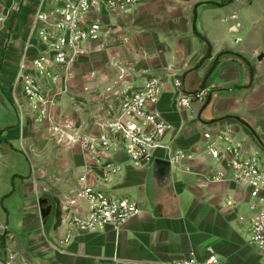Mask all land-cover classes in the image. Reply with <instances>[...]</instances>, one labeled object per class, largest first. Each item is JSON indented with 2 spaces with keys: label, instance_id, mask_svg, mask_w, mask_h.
I'll list each match as a JSON object with an SVG mask.
<instances>
[{
  "label": "crops",
  "instance_id": "1",
  "mask_svg": "<svg viewBox=\"0 0 264 264\" xmlns=\"http://www.w3.org/2000/svg\"><path fill=\"white\" fill-rule=\"evenodd\" d=\"M38 2L2 0L0 12L2 264L170 263L191 251L199 260L214 253L219 264H264V255L250 243L254 200L233 182L211 180L218 172H231L204 153L202 135L203 126L228 128L236 137L241 131L245 139L264 146L247 120L264 116V59L257 60L262 51L252 43L264 22V0H149L126 13L95 12L103 39L87 46L74 69L83 60L114 58L122 70L131 71L123 81L121 70L112 78L103 63L85 68L83 75L73 70L70 110L80 111L81 117L74 118L69 110L70 119L93 124L100 108L117 107L125 94L158 77L163 94L150 109L170 125L164 143L195 154L193 161L179 166L166 161L163 150L155 153L152 164L141 166L112 157L121 171L109 180L102 164L79 143L67 140L46 151L26 148L28 118L21 109L26 101L18 76L22 63L30 67L41 51L32 30ZM107 28L116 39L124 38L112 55L101 52L109 39ZM173 72L183 80L181 91L174 87ZM201 91L204 97L191 109H176L180 93ZM82 177L94 190L135 201L139 215L120 231L110 226L102 233L79 232L71 217L86 216L88 204L82 199L77 207L70 205L69 193ZM230 199L234 207L226 204ZM42 200L52 207L47 218L41 215ZM68 234L72 239L66 244Z\"/></svg>",
  "mask_w": 264,
  "mask_h": 264
},
{
  "label": "built area",
  "instance_id": "2",
  "mask_svg": "<svg viewBox=\"0 0 264 264\" xmlns=\"http://www.w3.org/2000/svg\"><path fill=\"white\" fill-rule=\"evenodd\" d=\"M149 0H39L32 19V30L41 43L40 53L30 67L22 63L18 80L22 89L38 105L52 104L45 93L66 91L72 79V69L86 53L90 43L103 39V25L94 19L95 12H128ZM174 87L181 91L183 80L178 73H171ZM60 88V89H59ZM163 94L158 77L148 78L131 94H125L117 107L107 106L97 112L93 124L85 130H76L68 139L81 144L97 163L108 180L120 173V166L112 157H126L131 164H152L155 153L165 152V160L173 166L193 161L195 154L166 145L164 139L170 130L162 115L150 109ZM204 97V92L191 95L180 93L175 105L178 111L189 110L194 101ZM45 113V112H43ZM94 128V130H90ZM204 153L231 172H218L213 182H233L249 191L254 203L252 237L250 243L264 255V146L258 142L244 141L228 128H209L203 133ZM102 158H105L102 161ZM107 158V159H106ZM70 205L78 206L79 200L88 204V213L71 217L72 227L82 233H102L112 226L120 231L140 213L138 204L130 198H116L86 184L79 179L69 193ZM65 198L68 199V196ZM226 204L234 207L235 202ZM72 235L68 234V244ZM1 264V263H0ZM148 264H219L214 253L199 260L195 252L178 262Z\"/></svg>",
  "mask_w": 264,
  "mask_h": 264
},
{
  "label": "rangeland",
  "instance_id": "3",
  "mask_svg": "<svg viewBox=\"0 0 264 264\" xmlns=\"http://www.w3.org/2000/svg\"><path fill=\"white\" fill-rule=\"evenodd\" d=\"M2 11V0H0V12ZM105 30L106 37H109L108 42L105 43L104 50L102 49L101 52H106L108 55H112L113 52L116 50L117 47L121 46L120 41L124 38H117L114 36L113 32L107 28ZM242 33H246V30H243ZM255 39L252 43H256V45L259 47V50L261 49L262 53H264V22L260 25V28H257L254 33ZM125 41V40H124ZM38 44L41 45L39 39ZM112 53V54H111ZM263 61V60H262ZM258 62V61H257ZM98 63H103L100 60H83L81 63L75 68L73 67L72 71H77L78 74L85 71V68L93 67L94 69H97ZM78 64V63H76ZM109 64V66H108ZM103 67L108 70L112 71L110 74V77L113 78L115 75V71L118 70L122 72L121 75L125 76L123 79H128V73L131 71L130 67H122L117 63V61L112 58L105 60L103 63ZM112 78L110 80H112ZM122 78V77H121ZM120 81V79H119ZM69 89L66 91H50L45 93L46 99L50 101L52 104H48L47 106L38 105L32 102V99L26 95L24 91H22V95L24 97V100L26 101V106L21 107L22 112H24L26 117L28 118L26 121V129H27V136L29 137V140L27 141L26 148L28 150H32L34 148L43 147L44 151L49 149H56V147H61L63 143H65L67 140L68 142H71L68 139V135L73 134L76 132V130H85L89 125H84V119H70L71 116H77V118H80L81 115L76 111H71L70 109L72 107L69 100L72 98V95H70V84ZM60 89V88H59ZM132 91V89H130ZM63 97V98H62ZM79 106V104L77 103ZM17 109L20 111L21 109L17 107ZM73 109V108H72ZM71 116L69 115L70 111ZM60 111V112H59ZM69 111V112H68ZM45 112V113H43ZM59 112V113H58ZM69 117V119L67 118ZM250 124L256 129L258 133V137L264 142V116L261 115L259 119H247ZM90 122V121H88ZM211 128L210 126L202 127V135L206 129ZM38 137V138H36ZM239 140L244 141H251V139H245L242 136V132L239 131L238 135L236 137ZM121 163V162H120ZM130 162H125L123 164H129ZM1 238V236H0ZM3 260L0 255V263L2 264Z\"/></svg>",
  "mask_w": 264,
  "mask_h": 264
},
{
  "label": "water",
  "instance_id": "4",
  "mask_svg": "<svg viewBox=\"0 0 264 264\" xmlns=\"http://www.w3.org/2000/svg\"><path fill=\"white\" fill-rule=\"evenodd\" d=\"M264 59V53L260 54L257 58L259 62H261ZM129 160L126 157H121V163L128 162ZM161 164L169 166V163L161 162ZM40 205L42 206L41 209V215L43 218H47L52 211V207L48 205V200H42L40 202ZM2 242L5 243V236H2Z\"/></svg>",
  "mask_w": 264,
  "mask_h": 264
},
{
  "label": "trees",
  "instance_id": "5",
  "mask_svg": "<svg viewBox=\"0 0 264 264\" xmlns=\"http://www.w3.org/2000/svg\"><path fill=\"white\" fill-rule=\"evenodd\" d=\"M223 55V54H222Z\"/></svg>",
  "mask_w": 264,
  "mask_h": 264
}]
</instances>
